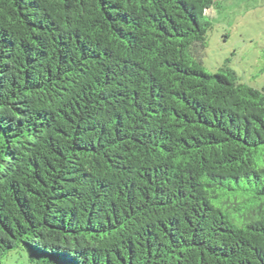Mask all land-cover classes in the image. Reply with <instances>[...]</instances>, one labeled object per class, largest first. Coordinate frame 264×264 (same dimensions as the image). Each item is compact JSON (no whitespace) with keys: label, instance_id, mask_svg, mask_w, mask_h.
I'll use <instances>...</instances> for the list:
<instances>
[{"label":"trees","instance_id":"trees-1","mask_svg":"<svg viewBox=\"0 0 264 264\" xmlns=\"http://www.w3.org/2000/svg\"><path fill=\"white\" fill-rule=\"evenodd\" d=\"M216 0H0V264H264V87L203 65Z\"/></svg>","mask_w":264,"mask_h":264},{"label":"rangeland","instance_id":"rangeland-1","mask_svg":"<svg viewBox=\"0 0 264 264\" xmlns=\"http://www.w3.org/2000/svg\"><path fill=\"white\" fill-rule=\"evenodd\" d=\"M207 13L212 28L202 57L205 69L215 73L229 67L241 81L264 87V0H216ZM257 162L264 166V147ZM27 256L14 251L3 264H34Z\"/></svg>","mask_w":264,"mask_h":264}]
</instances>
